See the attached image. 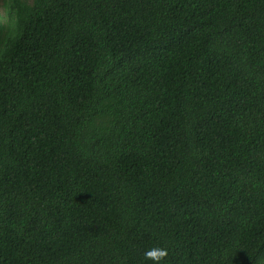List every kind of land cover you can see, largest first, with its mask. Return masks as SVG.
Returning <instances> with one entry per match:
<instances>
[{
	"label": "trees",
	"instance_id": "obj_1",
	"mask_svg": "<svg viewBox=\"0 0 264 264\" xmlns=\"http://www.w3.org/2000/svg\"><path fill=\"white\" fill-rule=\"evenodd\" d=\"M264 264V0H0V264Z\"/></svg>",
	"mask_w": 264,
	"mask_h": 264
},
{
	"label": "clouds",
	"instance_id": "obj_2",
	"mask_svg": "<svg viewBox=\"0 0 264 264\" xmlns=\"http://www.w3.org/2000/svg\"><path fill=\"white\" fill-rule=\"evenodd\" d=\"M167 254V249L163 247H154L145 250L144 258L150 261L151 264H165Z\"/></svg>",
	"mask_w": 264,
	"mask_h": 264
}]
</instances>
